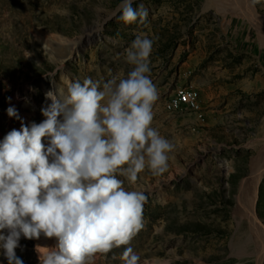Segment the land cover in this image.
Masks as SVG:
<instances>
[{
    "label": "rangeland",
    "instance_id": "1",
    "mask_svg": "<svg viewBox=\"0 0 264 264\" xmlns=\"http://www.w3.org/2000/svg\"><path fill=\"white\" fill-rule=\"evenodd\" d=\"M251 1L264 17V0ZM120 3L0 0V141L22 123L45 119L41 109L53 85L126 74L131 66L122 53L146 33L154 40L151 79L159 93L152 126L174 150L165 173L153 175L146 167L134 184L125 180L129 190L148 197L144 227L130 246L140 264H261L262 247L245 217L253 203L251 168L264 151V39L255 18L231 0H134L133 7L148 9L147 21L125 24ZM64 51L73 54L61 61ZM187 89L199 94L198 108L178 103ZM10 106L20 119L8 116ZM257 193L262 229L264 173ZM43 237H21L16 254L24 264H40ZM57 243L48 238L47 248ZM123 251L98 254L93 264H123ZM2 252L0 264H8Z\"/></svg>",
    "mask_w": 264,
    "mask_h": 264
},
{
    "label": "clouds",
    "instance_id": "2",
    "mask_svg": "<svg viewBox=\"0 0 264 264\" xmlns=\"http://www.w3.org/2000/svg\"><path fill=\"white\" fill-rule=\"evenodd\" d=\"M133 2L121 0L120 19L145 24L148 9ZM153 46V38L138 33L122 53L131 66L126 74L54 87L45 93L51 101L41 109L45 119L22 123L0 141V249L8 264H24L16 254L21 237L42 235L58 243L37 246L40 264H93L98 254L121 247L123 264H140L130 243L144 227L148 197L125 180L134 184L146 167L165 173L174 150L152 126L159 97ZM7 114L20 119L14 106Z\"/></svg>",
    "mask_w": 264,
    "mask_h": 264
},
{
    "label": "bare ground",
    "instance_id": "3",
    "mask_svg": "<svg viewBox=\"0 0 264 264\" xmlns=\"http://www.w3.org/2000/svg\"><path fill=\"white\" fill-rule=\"evenodd\" d=\"M234 4V7L236 10L243 13L246 17L251 18L252 20L255 18V24L254 26L259 31V34L262 36L261 38L264 39V17L258 16L256 13L255 7L253 5V2L251 0H231ZM257 17V18H256ZM72 51L66 52L65 51L61 54V61H65V59L69 56H72ZM59 88V85H53V88ZM193 89H187L184 91H189ZM195 91V90H194ZM182 93V92H181ZM197 93V92H196ZM197 97L199 98V94L197 93ZM51 103L50 100L46 101L45 106L49 105ZM178 103L181 105V100L178 98ZM260 160L259 164L256 165V161L253 163L251 168V179L248 181L249 184H247L248 188L251 190V195L253 199V203H250L248 205V208L245 211V217L250 220L251 225L253 227V234L256 238V244L259 248L262 247V249L259 251V256L263 257L264 255V228L261 227L256 223V214H255V202L258 199V193L257 188L260 183V180L262 178V175L264 173V151L260 154ZM262 164V165H261ZM261 244H260V242ZM38 246L40 248H47L48 247V238L43 237L42 241L38 242ZM38 255L40 256V252L38 251ZM261 264H264V258L261 259Z\"/></svg>",
    "mask_w": 264,
    "mask_h": 264
},
{
    "label": "built area",
    "instance_id": "4",
    "mask_svg": "<svg viewBox=\"0 0 264 264\" xmlns=\"http://www.w3.org/2000/svg\"><path fill=\"white\" fill-rule=\"evenodd\" d=\"M178 98L181 100L182 106L193 109L199 107V98L197 97V93L194 90L182 91Z\"/></svg>",
    "mask_w": 264,
    "mask_h": 264
}]
</instances>
